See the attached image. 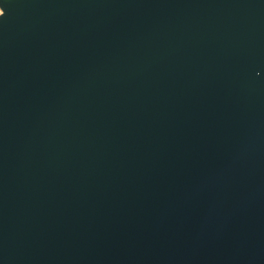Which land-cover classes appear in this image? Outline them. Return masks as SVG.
Segmentation results:
<instances>
[{
  "label": "water",
  "instance_id": "obj_1",
  "mask_svg": "<svg viewBox=\"0 0 264 264\" xmlns=\"http://www.w3.org/2000/svg\"><path fill=\"white\" fill-rule=\"evenodd\" d=\"M0 8V264H264V0Z\"/></svg>",
  "mask_w": 264,
  "mask_h": 264
},
{
  "label": "built area",
  "instance_id": "obj_2",
  "mask_svg": "<svg viewBox=\"0 0 264 264\" xmlns=\"http://www.w3.org/2000/svg\"><path fill=\"white\" fill-rule=\"evenodd\" d=\"M2 13V10H1V8H0V14Z\"/></svg>",
  "mask_w": 264,
  "mask_h": 264
}]
</instances>
